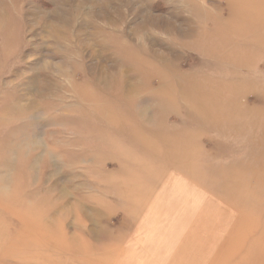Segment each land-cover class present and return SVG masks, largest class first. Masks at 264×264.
<instances>
[{
	"label": "rangeland",
	"instance_id": "374dc122",
	"mask_svg": "<svg viewBox=\"0 0 264 264\" xmlns=\"http://www.w3.org/2000/svg\"><path fill=\"white\" fill-rule=\"evenodd\" d=\"M0 264H264V0H0Z\"/></svg>",
	"mask_w": 264,
	"mask_h": 264
}]
</instances>
